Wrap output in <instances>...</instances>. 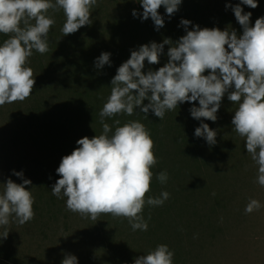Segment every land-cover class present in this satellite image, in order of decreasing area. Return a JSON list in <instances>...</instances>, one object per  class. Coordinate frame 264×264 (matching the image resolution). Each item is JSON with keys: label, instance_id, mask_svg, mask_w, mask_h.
<instances>
[{"label": "rangeland", "instance_id": "374dc122", "mask_svg": "<svg viewBox=\"0 0 264 264\" xmlns=\"http://www.w3.org/2000/svg\"><path fill=\"white\" fill-rule=\"evenodd\" d=\"M239 2L182 0L171 18L161 6L158 11L164 18V26L156 30L150 17L141 20L132 15L133 9L143 12L139 0H97L90 15L92 24L66 36L61 31L65 16L60 10L54 14L56 23L49 32V41L55 44L49 43L43 67L62 65L58 60L78 59L72 56V48L77 50L79 45L86 52L96 53L109 47L111 60L124 62L131 50L142 44L160 43L165 38L178 40L186 34L180 26L181 19L192 21L194 16L197 22L191 23L189 30L198 24L201 28H233L242 34L232 9L225 7L226 3L234 6ZM242 7L250 12L249 6ZM261 16L250 17V23L254 25ZM121 19L127 20V29L136 28L128 29L129 33H113ZM113 22L117 23L114 28L110 26ZM115 34L124 50H120L118 40L110 39ZM69 36L75 45L64 44L66 49H61ZM168 47L164 46L158 64L149 65L146 60L142 71L163 66L168 60ZM44 71L40 67L33 72L35 83ZM45 82L47 87L43 86L37 93L32 90L24 101L0 106V191L2 183L9 178L22 183L12 170L23 171L24 178L32 181L25 187L35 198V216L31 221L20 225L12 219L9 225L0 226V235L9 230L6 239L0 237V264H61L65 253L74 254L78 264H134L135 258L158 244H167L174 250V264H264V187L256 182L257 166L246 151L244 138L233 130L231 121L237 105L227 95L215 122L201 118L217 130V143L212 146L203 137L194 135L201 121L192 118L189 109L193 103L199 106L198 101L179 104L166 112L163 120L151 110L148 116L134 110L132 116L105 118L110 126L114 119H119L121 124L139 120L145 125L154 141L157 158L145 199L159 197L162 191L170 194L162 206L145 204L143 216L148 221V230L133 231L124 217L102 213L92 220L90 216L71 212L66 208L67 198L58 199L51 192L60 178L56 169L62 157L79 147L78 139L92 138L102 132L99 112L111 93V84L97 95L98 115L89 118L90 113L87 114L85 126L80 127L75 122L77 111L84 103L92 104L94 96L73 83L52 88ZM41 110L55 121L64 122H47V126L42 122L39 126ZM162 171L168 174L163 184L156 178ZM250 198L259 200L261 207L248 214L244 209Z\"/></svg>", "mask_w": 264, "mask_h": 264}, {"label": "clouds", "instance_id": "9594fccd", "mask_svg": "<svg viewBox=\"0 0 264 264\" xmlns=\"http://www.w3.org/2000/svg\"><path fill=\"white\" fill-rule=\"evenodd\" d=\"M139 2L142 14L133 9L132 15L141 20L150 17L159 30L164 26V18L158 9L163 6L171 18L182 0ZM96 4L97 0H0V34L8 36L0 44V106L22 102L32 94L35 79L32 68L26 65L33 50L40 54L48 52L49 32L56 23L54 14L63 10L65 22L61 31L66 36L92 24L90 15ZM242 5L258 7L257 0L225 5L232 9L242 34L233 28H201L198 24L189 30L192 22L182 18L180 26L186 34L178 40L165 38L160 43L152 41L131 50L130 57L111 79V93L99 112L102 132L78 139L79 147L63 156L56 169L60 178L51 192L58 199L67 198V210L92 220L110 213L127 218L133 231H147L145 204L162 206L170 196L162 191L159 197L145 199L151 187V169L157 164L154 141L139 120L121 124L114 119L110 126L105 118L132 116L134 110L148 116L151 110L163 120L165 113L179 104L198 101L199 106L193 103L189 109L192 118L201 121L194 135L212 146L217 143V130L203 120H217L225 95L237 105L231 124L244 138L246 151L257 166L256 182L264 187V16L253 25L252 13L245 12ZM165 45L169 46L167 62L158 70L142 71L146 60L149 65L160 62ZM110 56L111 53L102 52L94 61L95 68L111 66ZM12 171L22 183L11 178L2 183L0 226L9 225L12 219L24 225L35 216V198L25 187L32 181L24 178L23 171ZM156 178L163 184L168 174L162 171ZM260 207L259 200L250 198L244 211L250 214ZM8 232L0 237L6 239ZM61 264H78V258L65 253ZM134 264H174V250L167 244H158L135 258Z\"/></svg>", "mask_w": 264, "mask_h": 264}, {"label": "trees", "instance_id": "16d2710c", "mask_svg": "<svg viewBox=\"0 0 264 264\" xmlns=\"http://www.w3.org/2000/svg\"><path fill=\"white\" fill-rule=\"evenodd\" d=\"M258 3V7L256 8H250L249 10L252 13V16H259L262 15L264 16V1H260L257 0ZM224 16V15H222ZM203 18L200 16V23L202 22ZM192 24L197 22L196 17L194 16V19H192ZM127 20L126 19H121L118 22V27L119 28H114V26L117 23H112L110 24L111 27H113V33H119V32H127L129 33L130 28H136V27H129L127 29ZM218 28L221 29V27L218 26ZM238 29V28H237ZM117 34L111 36V40H118L119 44H120V50H124V46L121 45L120 40L117 36ZM8 36L4 35V34H0V44L3 43V41L5 39H7ZM49 43L55 44V42L53 41H49ZM64 44L69 45V46H74L75 45V41L72 39L71 36L67 37V42H63L61 49L65 50L66 46H64ZM73 53L72 56L76 55L78 56V59H63V60H58V62L63 63L60 66H53V64H49V66L47 67H43V56H46L45 54L48 53H44V54H40L39 52H36L35 50H33V55L30 57L31 60H29L28 64L26 66L31 67L33 72L36 71L37 68H44V73L42 74V78L38 79L37 82L34 84L33 86V90L36 91V93L43 87L46 86L47 84L45 82L48 81L50 83V86L52 88H56L58 86H63L65 85V83H73L74 85H76L77 87H82L84 88L86 91H89L92 95L94 96V102L91 104L90 102L88 103H84L85 105L80 107L77 111L76 114V120L75 122H78L80 127H84L85 126V122H87L86 120V116L87 114L90 113V115H88V117H93V116H97L98 112H95L98 108V97L97 95H99L103 88L108 85L109 83L111 84V79L114 77V75L116 74V71L118 69V67L123 63V62H118V60L116 61H112L111 60V56H110V60H111V66L109 65H105L102 69H97L94 66V61L95 59L102 53V52H109L111 53V49L108 48H103L102 51L100 52H89V51H85V48L81 45H79V49L75 50V47L72 48ZM115 51V50H114ZM33 57H37V59H32ZM111 89V88H110ZM82 92L81 90H78ZM83 93V92H82ZM46 95V93H45ZM47 96V95H46ZM37 108H40V105L36 106ZM42 109H47V108H42ZM88 118V119H89ZM38 122H40L39 126L43 125L42 122H45L44 125L47 122H64V121H55V119H53L52 116H47V112L44 110L40 111V115H39V120ZM55 124V123H54ZM92 125V123H91ZM47 126V125H45ZM50 126V124H49ZM56 127V124H55ZM181 132V131H180Z\"/></svg>", "mask_w": 264, "mask_h": 264}]
</instances>
